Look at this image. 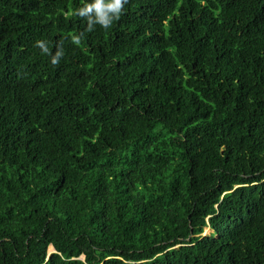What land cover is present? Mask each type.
<instances>
[{
    "label": "trees",
    "instance_id": "16d2710c",
    "mask_svg": "<svg viewBox=\"0 0 264 264\" xmlns=\"http://www.w3.org/2000/svg\"><path fill=\"white\" fill-rule=\"evenodd\" d=\"M91 2L0 0V264H264V0Z\"/></svg>",
    "mask_w": 264,
    "mask_h": 264
},
{
    "label": "clouds",
    "instance_id": "9594fccd",
    "mask_svg": "<svg viewBox=\"0 0 264 264\" xmlns=\"http://www.w3.org/2000/svg\"><path fill=\"white\" fill-rule=\"evenodd\" d=\"M126 2L127 0H92L91 3L85 4V6L79 10V15L88 17L89 29H91L93 24L92 15L90 14H94L95 16V24H99L107 29L111 27L114 20L119 17L123 4ZM75 42L79 43V39H76ZM37 46L45 52L48 51L42 42H38ZM52 63L57 64L58 60L53 58Z\"/></svg>",
    "mask_w": 264,
    "mask_h": 264
},
{
    "label": "rangeland",
    "instance_id": "374dc122",
    "mask_svg": "<svg viewBox=\"0 0 264 264\" xmlns=\"http://www.w3.org/2000/svg\"><path fill=\"white\" fill-rule=\"evenodd\" d=\"M211 233V231L208 228H205L203 230V233L201 234V236H207ZM50 248V247H49ZM48 248V255H50L52 253V250Z\"/></svg>",
    "mask_w": 264,
    "mask_h": 264
},
{
    "label": "water",
    "instance_id": "95a60500",
    "mask_svg": "<svg viewBox=\"0 0 264 264\" xmlns=\"http://www.w3.org/2000/svg\"><path fill=\"white\" fill-rule=\"evenodd\" d=\"M52 253H54V250L52 249Z\"/></svg>",
    "mask_w": 264,
    "mask_h": 264
}]
</instances>
